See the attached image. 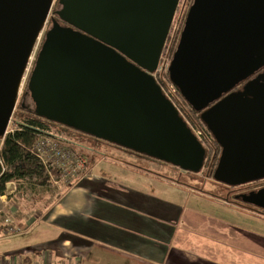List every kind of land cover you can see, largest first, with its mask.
Masks as SVG:
<instances>
[{
    "label": "water",
    "instance_id": "water-1",
    "mask_svg": "<svg viewBox=\"0 0 264 264\" xmlns=\"http://www.w3.org/2000/svg\"><path fill=\"white\" fill-rule=\"evenodd\" d=\"M112 1L58 0L22 108L200 172L205 147L149 73L179 0H119L128 6L122 16L111 13ZM54 2L0 0L1 137L18 104L26 57ZM235 38L245 46H225ZM168 74L221 146L214 180L238 187L264 179V0H193ZM236 199L264 210V187Z\"/></svg>",
    "mask_w": 264,
    "mask_h": 264
},
{
    "label": "crops",
    "instance_id": "crops-1",
    "mask_svg": "<svg viewBox=\"0 0 264 264\" xmlns=\"http://www.w3.org/2000/svg\"><path fill=\"white\" fill-rule=\"evenodd\" d=\"M94 174L53 203L37 198L50 188L9 185L0 196V264H264V229L253 220L198 212ZM6 216L27 238L8 240Z\"/></svg>",
    "mask_w": 264,
    "mask_h": 264
},
{
    "label": "rangeland",
    "instance_id": "rangeland-1",
    "mask_svg": "<svg viewBox=\"0 0 264 264\" xmlns=\"http://www.w3.org/2000/svg\"><path fill=\"white\" fill-rule=\"evenodd\" d=\"M180 3L181 4L178 7L179 10L182 8L184 0H180ZM57 4L58 0H55L51 13L49 15V19L43 27V30L41 31V36L37 41V44H35L32 50L31 59H34L35 55L38 54L45 37V33L52 25L51 16L59 8V5ZM179 10L177 23H179ZM169 43L170 39L167 43V46L165 43V49L164 51L162 50L163 52L160 55V67H162L163 65H167L168 62L170 65L172 57L170 53L171 51L167 50ZM31 63V60L27 63V66L22 75L21 90L18 94V103L21 102L22 97L25 94L27 80L30 76L29 70H31V67L33 68L34 66V64L32 66ZM165 73L166 71H163L162 75H164ZM186 113L187 120L192 125L200 124V122L196 119L197 117L193 113H191L189 109L188 111H186ZM59 127L60 129L66 130V134L61 135V140L58 141L62 142L63 146H65L67 150L80 154L87 159L88 166L86 167L82 176L86 175L87 177L88 175L94 174V172H98L99 174H102V176H106V178L110 179V181H115L116 183L123 185H129L137 189L147 191L149 193L152 192L158 197V199H164L165 201H170L177 205L187 206L198 212H203L209 215L215 213L225 218L241 219L244 223L253 220L251 225L254 228L264 229V219L257 216V214L259 216H264V211H257V208H253V206L243 205L241 204V202L239 203V201L235 198L239 194L247 193V190L255 186L254 184L248 183L238 187H229L214 180L212 173H214L216 167L212 169V164L213 161L219 157L220 151L219 148H216L213 144L209 149H207L209 155L208 157H206L204 168L200 172L194 173L183 171L176 166L160 161L156 158L149 157L129 149H125L121 146H118L117 144L95 138L94 136L85 134L83 132L73 129H66L61 126ZM9 128H13L11 122L9 124ZM52 132L55 133V130H53ZM101 160H104V162L108 164H101L104 163ZM116 163L126 164L133 170L139 169L145 171L146 173L143 174L132 170L126 171L127 168L121 167ZM152 174L158 175L159 177L153 179ZM263 180L264 179L259 180L261 184H264ZM76 181L77 179L70 184H65L61 188L51 182V187H47L50 188L48 189L49 191L47 194L44 195V189L37 190L38 195H41L40 198H37L41 199L44 196L46 197V200L50 199L52 203L56 202L57 196L60 197L63 192L76 185ZM16 185L17 183L11 186L15 187ZM55 186H57L58 188ZM34 198H36V196ZM220 201H226L227 204L224 203L226 204V207ZM28 233L29 231L21 233L8 240L11 242L23 240L27 238ZM28 240L29 239H27V241Z\"/></svg>",
    "mask_w": 264,
    "mask_h": 264
},
{
    "label": "trees",
    "instance_id": "trees-1",
    "mask_svg": "<svg viewBox=\"0 0 264 264\" xmlns=\"http://www.w3.org/2000/svg\"><path fill=\"white\" fill-rule=\"evenodd\" d=\"M192 3L193 0H184L182 8L180 10L178 8L180 11L179 23H177L175 27H172L169 31L165 43L167 46L170 39L167 50L171 51V57L175 51L176 45L178 44L185 17ZM164 49L165 47L163 48V51ZM193 114L197 117L196 119L200 122V124L204 125V122L201 118H199V113L193 110ZM11 125L13 128H8L7 133L3 137L0 136V196L8 194V187L11 182L17 184H27L33 188L51 187L52 183L48 169L37 157L33 146L38 137L41 135L61 140L60 136L66 134V130L60 129L59 126L63 128L65 127L41 118L33 112L22 108L21 103H18L13 113ZM53 130H55V133L52 132ZM211 144H213L216 148L220 147L216 140H214ZM208 155L209 154L207 152L206 157H208ZM218 159L219 157L213 161L212 169L216 167ZM238 201L239 203L241 202L240 200ZM241 204L247 205L242 202ZM257 211L263 210H258L257 208Z\"/></svg>",
    "mask_w": 264,
    "mask_h": 264
},
{
    "label": "built area",
    "instance_id": "built-area-1",
    "mask_svg": "<svg viewBox=\"0 0 264 264\" xmlns=\"http://www.w3.org/2000/svg\"><path fill=\"white\" fill-rule=\"evenodd\" d=\"M40 36H41V32L39 38ZM36 57L37 54L35 55L34 59L33 58L30 59L32 62L31 63L32 66L35 62ZM159 64L154 72H149V73L155 78L157 83L160 85L163 94L166 96L168 100L172 102V104L178 110L180 116L184 119V121L192 130L193 134L202 143V145L205 147L206 150L209 149L210 146L212 145L211 143L215 140L213 134L207 128L206 125H201V124L192 125L187 120L186 114L188 112L186 113V111H188L189 109L190 112L193 113V109L188 103L185 102L178 88L170 81L168 74L169 62L167 63V65H163L162 67H160ZM163 71H166L164 75H162ZM33 149L39 160L48 169L51 182L54 185H57L59 188H61L65 184H70L74 180L80 178L83 175V172L85 171L86 167L88 166L87 159L84 156L72 152L70 150H67L65 146H63L62 142L53 139L51 137H47L44 135L39 136L33 146ZM10 184L14 185L15 183L11 182ZM4 226H5L4 234L6 237H14L23 233V230H21V228H19V226L12 221L10 216H6L4 218ZM3 264H8V263H3ZM9 264H18V263L12 260L9 262ZM41 264H49V263L43 262ZM72 264H79V259L78 260L74 259V263Z\"/></svg>",
    "mask_w": 264,
    "mask_h": 264
},
{
    "label": "flooded vegetation",
    "instance_id": "flooded-vegetation-1",
    "mask_svg": "<svg viewBox=\"0 0 264 264\" xmlns=\"http://www.w3.org/2000/svg\"><path fill=\"white\" fill-rule=\"evenodd\" d=\"M113 5H112V9H111V13L112 14H116V15H120L122 16V14H124V12H126V10L128 9V6L126 8V5H125V1L124 2H120L119 0H113L112 1ZM180 6V0L178 2V5L176 7V10L173 14V17H172V21H171V25H170V29L172 27H175L176 23H177V19H178V7ZM55 17L54 13L53 15L51 16V20H53V18ZM65 23L62 22V25H64ZM253 29H254V26H253ZM226 47H243L245 45H243L242 42L240 41H237L236 38L235 40L233 39L232 41L230 42H227L225 44ZM221 146L219 147V151L221 153ZM207 151V150H206ZM206 160V158H205ZM264 181V180H263ZM250 184H254L255 186L253 188H250L249 190H247L248 192H250L251 190H254V189H259L261 187H264V184H261L260 181H255V182H251Z\"/></svg>",
    "mask_w": 264,
    "mask_h": 264
},
{
    "label": "bare ground",
    "instance_id": "bare-ground-1",
    "mask_svg": "<svg viewBox=\"0 0 264 264\" xmlns=\"http://www.w3.org/2000/svg\"><path fill=\"white\" fill-rule=\"evenodd\" d=\"M39 35H40V33L38 34V36H35V44L37 43V40L39 39ZM35 44H34V46H35ZM33 50V49H32ZM31 54H32V51H31V53L29 54V56H27L26 58H27V63L30 61V59H31ZM31 71H32V68H31V70H30V73H31ZM22 80V79H21ZM20 90H21V81H19L18 82V85H17V88H16V94H17V96H18V94H19V92H20ZM214 171V170H213ZM213 174V173H212ZM236 198V197H235ZM254 208V207H253ZM264 211V210H263Z\"/></svg>",
    "mask_w": 264,
    "mask_h": 264
}]
</instances>
